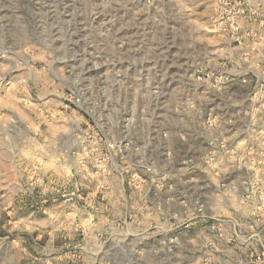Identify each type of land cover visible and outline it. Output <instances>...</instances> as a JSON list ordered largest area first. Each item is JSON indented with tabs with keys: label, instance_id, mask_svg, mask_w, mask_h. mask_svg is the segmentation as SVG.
<instances>
[{
	"label": "rangeland",
	"instance_id": "rangeland-1",
	"mask_svg": "<svg viewBox=\"0 0 264 264\" xmlns=\"http://www.w3.org/2000/svg\"><path fill=\"white\" fill-rule=\"evenodd\" d=\"M0 264H264V0H0Z\"/></svg>",
	"mask_w": 264,
	"mask_h": 264
}]
</instances>
